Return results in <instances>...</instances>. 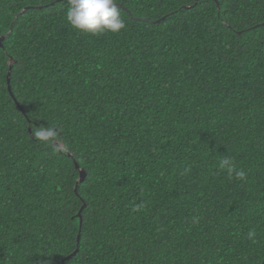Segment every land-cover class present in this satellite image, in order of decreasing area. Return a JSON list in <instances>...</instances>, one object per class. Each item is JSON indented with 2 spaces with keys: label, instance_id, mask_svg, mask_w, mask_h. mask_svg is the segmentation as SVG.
I'll use <instances>...</instances> for the list:
<instances>
[{
  "label": "trees",
  "instance_id": "trees-1",
  "mask_svg": "<svg viewBox=\"0 0 264 264\" xmlns=\"http://www.w3.org/2000/svg\"><path fill=\"white\" fill-rule=\"evenodd\" d=\"M116 2L0 0V264H264V0Z\"/></svg>",
  "mask_w": 264,
  "mask_h": 264
},
{
  "label": "clouds",
  "instance_id": "clouds-1",
  "mask_svg": "<svg viewBox=\"0 0 264 264\" xmlns=\"http://www.w3.org/2000/svg\"><path fill=\"white\" fill-rule=\"evenodd\" d=\"M68 5L65 13L67 22L79 32L96 35L103 32L119 33L126 27L121 17L116 0H66ZM33 142L45 146L54 145L60 135L56 125L36 123L31 126L29 133ZM219 168L226 170L229 177L244 181L247 174L242 169H237L233 159L224 155L219 160ZM255 231L250 230L248 238L255 237Z\"/></svg>",
  "mask_w": 264,
  "mask_h": 264
},
{
  "label": "water",
  "instance_id": "water-1",
  "mask_svg": "<svg viewBox=\"0 0 264 264\" xmlns=\"http://www.w3.org/2000/svg\"><path fill=\"white\" fill-rule=\"evenodd\" d=\"M59 1H62V0H59ZM5 38H6L5 35L0 37V46H3V42H4ZM12 67L13 66L11 65V71H10V73L8 75L9 91H10L11 95L13 96V98L15 99V101L19 104V102L17 101V99H16V97L14 95V92H13V89H12V85H11ZM76 168L80 171V178H79V180L77 182V185H76V191H78V187H79L80 183H82L87 177V172L84 169H82L78 163H76ZM85 206H86V204L84 205V207ZM82 210L83 209H81V211L78 214V216L80 218L82 217ZM81 224H82V219H81ZM80 240H81V234H79L78 243L80 242ZM78 251H79V249H77L69 258H71L72 256L76 255L78 253Z\"/></svg>",
  "mask_w": 264,
  "mask_h": 264
}]
</instances>
